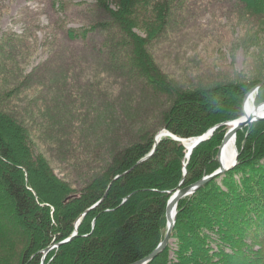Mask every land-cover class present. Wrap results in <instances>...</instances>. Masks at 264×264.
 <instances>
[{
	"label": "trees",
	"instance_id": "trees-1",
	"mask_svg": "<svg viewBox=\"0 0 264 264\" xmlns=\"http://www.w3.org/2000/svg\"><path fill=\"white\" fill-rule=\"evenodd\" d=\"M92 1L107 18L86 29L65 27V40L79 43L95 32L113 39L110 32L117 26L122 39L114 52L137 64L145 79L137 87L154 100L164 99L167 107L157 118L151 115L128 123L114 118L125 114L122 107L117 113V105L110 102L112 121H107L106 113L95 118L88 110L80 125L73 119L69 129L60 118L64 108L59 109L56 100L49 103L41 95L24 104L26 92L33 96L44 86V81L34 82L42 75V65L23 79L17 75L22 81L13 88L8 85L12 72L0 67V226L7 231L0 229V264H41L43 252L70 238L79 219L75 240L50 251L45 264H134L149 256L165 237L170 193L220 168L217 157L229 131L227 124L244 116L247 94L264 81L209 80L185 91L157 68L149 53L172 27L175 0H114L116 7L111 6L113 0ZM234 1L264 35V0ZM58 4V10L67 11L86 2ZM21 36L1 40L0 57L8 48L30 46ZM255 98L256 106L264 104V86ZM89 116L102 130L86 122ZM152 119H159L157 127L150 126ZM215 127L189 161L186 148L170 137L162 138L147 158L163 130L188 140ZM11 132L17 147L6 140ZM44 135L50 137L46 140ZM40 140L49 149L50 143L59 145L57 158L69 180L55 174L39 150ZM236 146L239 160L234 169L179 202L171 244L150 264H264V120L241 130ZM3 160L13 166H5ZM70 197L74 198L67 201ZM2 215L9 218L2 220ZM11 219L26 235L9 231Z\"/></svg>",
	"mask_w": 264,
	"mask_h": 264
},
{
	"label": "rangeland",
	"instance_id": "rangeland-1",
	"mask_svg": "<svg viewBox=\"0 0 264 264\" xmlns=\"http://www.w3.org/2000/svg\"><path fill=\"white\" fill-rule=\"evenodd\" d=\"M60 1L0 0V41L22 35L24 42L30 45L20 50L8 48L7 55L0 57V67L12 72L8 77L9 87L21 83L17 75L23 79L42 65V75L34 82L44 81V86L33 96L26 92L24 96H27V101L24 104L37 100L41 95L47 97L49 103L56 100L59 102L58 108H64L60 112L63 119L60 118L69 129L74 127L73 119H77L76 123L80 125V119L89 115L88 110H92L91 116L95 118L106 113L107 121H112L114 114L110 102L117 105V113L121 114L119 108L122 107L125 114V118L117 115L114 118L123 122L126 119L128 123L135 118L138 122L155 117L162 111L161 108H166L168 103L164 99L154 100L137 87L145 82L137 64L126 62L123 55L114 52V46L122 39L117 26L110 32L113 39L95 32L79 43L65 40L67 38L62 30L65 27L86 29L104 21L107 15L98 10L92 0H84L85 5L68 7L67 11L58 10ZM175 1L174 21L169 33L149 49L157 68L175 85L187 91L209 80L240 84L264 78V35L260 25L242 12L237 2ZM113 2L111 6L116 7ZM137 33L146 37L140 29H137ZM255 39L261 40L256 43ZM91 116L86 118V122H94L93 125L98 128L95 130H102L98 120ZM150 121L153 128L159 125V119ZM41 132L43 130H36V135L40 137ZM49 137L43 136L46 140ZM6 140L15 147L19 145L13 132ZM37 144L58 178L69 180L70 175L60 164V156L57 158L59 145L50 143L52 148L49 149L42 146L41 140ZM2 163L13 166L9 160ZM0 171H3L2 166ZM42 189L44 195L48 196L47 189ZM1 217L2 220L9 218L7 215ZM9 226L13 234L26 235L16 219H11ZM2 228L0 226L2 231L7 232Z\"/></svg>",
	"mask_w": 264,
	"mask_h": 264
},
{
	"label": "water",
	"instance_id": "water-1",
	"mask_svg": "<svg viewBox=\"0 0 264 264\" xmlns=\"http://www.w3.org/2000/svg\"><path fill=\"white\" fill-rule=\"evenodd\" d=\"M263 86H264V81L262 83H260L257 87H255L252 91H250L247 94V96H246V98L244 100V105H243L244 114H245V103H246V101L251 96H254L255 94H257L258 91ZM254 102H255V100H254ZM262 106H264V104L258 106L257 108L262 107ZM263 120H264V115H262V116H257L256 115L255 117L254 116L253 117H249V116L244 115V117H242L241 119L227 124V126L230 128V130L226 134V136H225V138H224V140H223V142H222V144L220 146L218 157H217L218 162L220 164V168L215 173H213L212 175L204 177L199 182H197V183H195V184H193L191 186L182 188V189H177L175 192H171L170 193L171 194V198H170V200L168 202V205H167V231H166V234H165V237H164L163 241L159 244V246L149 256H147L143 260H141V261H139L137 263H134V264H150L159 255H161L167 249V247L171 244V241H172V235H173V231H174L176 220H177V209H178L179 202L181 200L185 199L186 197L192 196L198 190H200L201 188L205 187L210 182L218 179L219 177H221L222 175H224L228 171L234 169L237 166L238 160H239V153H238L237 148H236V158H235L234 162L231 165H229V166L228 165H224L221 162L222 150L224 149L225 145L229 141H231L233 139H235V145H236L237 134L241 130H243L244 128L248 127L249 125H251L253 123H256V122H259V121H263ZM218 127H215L213 129H211L210 131H208L206 134H204L201 137L192 138V139H188V140L179 139V138L173 136L172 134H170L169 132L163 131L162 133H160V134H158L156 136L155 146L153 148V151L150 153V155L147 156V158H150L154 154V152H155V150L157 148V145L159 144V142L161 141L162 138L171 137L174 141L181 143L184 147H185V145L183 144V142L184 141H190V143H191L190 147L189 148L185 147L187 149L186 159L189 160L191 155H192V153H193V151L198 146H200L201 144L207 142L213 136V134L218 129ZM186 166L187 165H185V170H184V174L185 175L187 174ZM72 198H74V197H70L69 199H67V201H69ZM97 206L98 205L94 206L92 208V210L95 209ZM80 222H81V219L78 220V222L76 224V227H75V231H74L73 235L70 238H68L67 240H65V241H63L61 243H58V244H56V245H54L52 247H49L48 249H46L43 252L44 256H43L41 264H45L46 257H47V255H48V253L50 251H52L54 249H58L60 246L66 245V244L72 242L73 240H75V238L78 235V228H79Z\"/></svg>",
	"mask_w": 264,
	"mask_h": 264
},
{
	"label": "bare ground",
	"instance_id": "bare-ground-1",
	"mask_svg": "<svg viewBox=\"0 0 264 264\" xmlns=\"http://www.w3.org/2000/svg\"><path fill=\"white\" fill-rule=\"evenodd\" d=\"M255 96H251L245 103V114L246 116L249 117H255L257 116H262L264 115V106L257 108L255 102ZM183 144L185 147L189 148L190 147V141H184ZM236 148L237 146L235 145V139L229 141L224 149L222 150V157H221V162L224 165H231L235 158H236Z\"/></svg>",
	"mask_w": 264,
	"mask_h": 264
}]
</instances>
